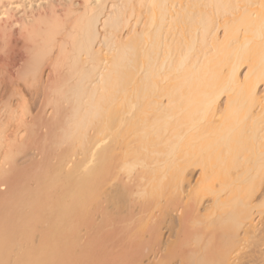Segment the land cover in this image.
Wrapping results in <instances>:
<instances>
[{
    "label": "bare ground",
    "instance_id": "obj_1",
    "mask_svg": "<svg viewBox=\"0 0 264 264\" xmlns=\"http://www.w3.org/2000/svg\"><path fill=\"white\" fill-rule=\"evenodd\" d=\"M0 264H264V0H0Z\"/></svg>",
    "mask_w": 264,
    "mask_h": 264
}]
</instances>
